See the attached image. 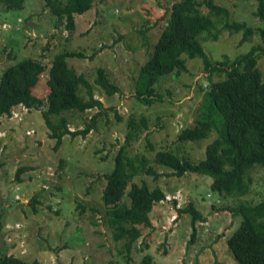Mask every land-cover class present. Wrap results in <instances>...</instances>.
Masks as SVG:
<instances>
[{
    "label": "rangeland",
    "instance_id": "374dc122",
    "mask_svg": "<svg viewBox=\"0 0 264 264\" xmlns=\"http://www.w3.org/2000/svg\"><path fill=\"white\" fill-rule=\"evenodd\" d=\"M174 1L95 0L89 11L75 15L71 32L65 28L64 17L58 19L50 13L45 0H25L23 8L12 10L0 4V24L8 23L0 27V77L7 66L27 57L45 63L56 53L83 52L92 57L67 58L75 72L94 82L98 68L103 67L109 80L119 87L107 99L95 85L96 97L103 98L105 107L113 108L99 116L97 126L86 136L65 135L57 148L41 109H23V116L13 114L6 119L5 138L0 140L1 252L36 259L39 264H140L145 253H150L156 264H238L226 240L241 216L233 215L230 209L241 202L255 205L264 200V167L258 164L246 170L250 181L246 182L244 194L232 193L223 198L211 190L210 175L169 176L168 168L156 163L160 177L142 174L134 176L133 181L145 180L151 188L159 186L164 194L181 192L183 205H193L201 216L196 223L189 212H177L176 221L163 230L161 224H167L171 214L170 204L157 203L151 212L157 225L149 235L146 232L140 237L129 252L124 249L125 240H114L113 228L105 224L103 175L113 168L130 117L137 119L143 114L148 119V128L129 146V153L139 157L145 153L152 158L156 151L167 149L179 158L198 162L216 138V133L211 132L202 140H177L183 127L195 123L204 96L201 87L208 83L202 58L182 55L188 70L178 77H161L157 91L165 101L144 105L134 97L139 68L152 51ZM216 1L231 15L219 22L213 17L215 26L200 36L206 54L213 60L235 58L261 44L258 29L262 23L253 14L255 0ZM227 20L245 22L254 32L243 41L242 31L223 27ZM217 31L218 37L214 38ZM257 67L264 82V57L258 60ZM223 75H215V80ZM47 77L45 70L35 95L46 96ZM79 95L87 98L86 89L81 87ZM97 110L65 111L70 130L82 128ZM115 113L121 118L117 119ZM62 114L50 117L56 121ZM21 167L28 169L19 183L16 171ZM38 192L40 203L33 207L31 200ZM79 203L96 206L98 211H81ZM195 227L197 236L193 239Z\"/></svg>",
    "mask_w": 264,
    "mask_h": 264
},
{
    "label": "trees",
    "instance_id": "16d2710c",
    "mask_svg": "<svg viewBox=\"0 0 264 264\" xmlns=\"http://www.w3.org/2000/svg\"><path fill=\"white\" fill-rule=\"evenodd\" d=\"M24 1L0 0V4L7 10L21 9ZM255 1L257 5L253 14L262 23L258 29L261 44L252 47L245 54L235 58L224 56L222 60H213L206 54L200 36L215 26L213 17H217L219 22L223 17H230V10L216 0H175L170 5L157 41L139 68L134 97L144 105L165 101L164 96L157 91L161 77L170 74L178 77L188 70L186 59L182 55L202 58L208 83L206 87H201L204 96L198 107L195 123L183 127L178 132L177 140H202L211 132L216 133V138L207 145L205 157L198 162L179 158L167 149L156 151L152 158L145 153L139 157L129 153V146L148 128V119L143 114L137 119L129 118V129L123 143L116 150L113 168L103 175L105 186L101 195L105 224L113 228L114 240H125L124 249L127 252L146 232L149 235L154 230V224L157 223H153L151 212L165 195L159 186L151 188L145 180L134 182V176L147 174L157 179L162 173L156 171V163L167 167L166 170L169 171L166 174L169 176L207 174L213 177L211 190L226 198L232 193L239 196L245 193L246 182L250 181L247 169L255 164L264 167V82L257 67L258 60L264 57V0ZM94 3L95 0H45L51 14L58 19L65 18V28L69 32L74 27L75 15L89 11ZM223 27L242 31L243 41L254 32L242 21L227 20ZM218 32H215L214 38L218 37ZM207 36L208 34L205 37ZM70 57L92 56L83 52H62L56 53L45 63L35 57H27L7 66L0 77V129L4 133L6 119H11L13 110L17 108L19 113L23 112L21 103L28 109H41L49 136L55 140V148L61 145L65 135L86 136L97 126L99 116L107 115L108 110L113 107H105L103 98L96 97L95 85L104 91L107 99L117 93L119 87L109 80L103 67L98 68L94 82L83 73L75 72L67 62ZM45 70L48 75L47 93L40 97L34 94V89L39 85ZM219 74L224 75L215 80V75ZM81 87L86 89L87 98L79 95ZM89 108L98 110L90 115L82 128L70 130L69 120L64 116L65 111L83 112ZM59 114L62 115L56 121L50 117ZM115 116L117 119L121 118L118 113ZM4 138L5 136L0 135V140ZM148 146L153 150L150 143ZM27 169L28 167H21L16 171L17 182L22 181V173ZM37 203H40V192L31 200L33 207ZM78 205L81 211H98L96 206ZM230 210L233 215L241 216L239 225L226 240L235 261L238 264H264V200L255 205L241 202ZM178 212H189L193 223L201 217L191 204ZM175 221L167 220V224H161V227L166 230ZM196 236L195 227L193 239ZM143 244L147 247L146 243ZM0 264H39V261L0 251ZM140 264L156 263L150 253H145Z\"/></svg>",
    "mask_w": 264,
    "mask_h": 264
},
{
    "label": "clouds",
    "instance_id": "9594fccd",
    "mask_svg": "<svg viewBox=\"0 0 264 264\" xmlns=\"http://www.w3.org/2000/svg\"><path fill=\"white\" fill-rule=\"evenodd\" d=\"M8 26V23H3V24H0V27H6ZM167 196L169 198H167ZM175 196V197H173ZM208 196L210 197L211 194H208ZM183 194L179 191H176L174 194H165L164 195V199L161 200L160 202L163 203V202H169V206H170V210H171V214L169 215V217H167V220L169 222H172L174 220L177 219V212L179 209H183L185 207V205H183ZM218 202H220V200H218ZM174 215V218L172 220H170L171 216Z\"/></svg>",
    "mask_w": 264,
    "mask_h": 264
},
{
    "label": "built area",
    "instance_id": "2783aa9c",
    "mask_svg": "<svg viewBox=\"0 0 264 264\" xmlns=\"http://www.w3.org/2000/svg\"><path fill=\"white\" fill-rule=\"evenodd\" d=\"M20 107H22V109H27L23 104H21ZM13 114H15L16 116H23L22 113H19L18 109H14ZM3 133L4 132L0 129V135H3ZM173 197H175V196H173ZM167 198H169V197L167 196ZM173 218H174V215L171 216L170 220H172Z\"/></svg>",
    "mask_w": 264,
    "mask_h": 264
}]
</instances>
